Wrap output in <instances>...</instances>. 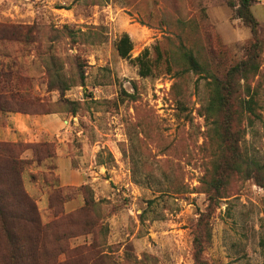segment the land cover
Returning a JSON list of instances; mask_svg holds the SVG:
<instances>
[{"label": "rangeland", "instance_id": "1", "mask_svg": "<svg viewBox=\"0 0 264 264\" xmlns=\"http://www.w3.org/2000/svg\"><path fill=\"white\" fill-rule=\"evenodd\" d=\"M251 10L262 65L248 85L262 121L242 145L264 162V0ZM8 27L29 30V41H0V70L20 72L21 94L64 124L48 140L55 156L21 173L25 197L6 172L11 162L0 159V264L12 256L13 264H89L62 252L92 241L109 253L95 264H264V186L234 176L210 203L200 183L209 158L200 116L207 76L225 74L254 43L227 0H0V31ZM124 33L132 58L158 45L170 63L141 78L117 53ZM187 51L204 71H187ZM59 156L86 173L83 189L60 186L57 160L72 163Z\"/></svg>", "mask_w": 264, "mask_h": 264}, {"label": "trees", "instance_id": "2", "mask_svg": "<svg viewBox=\"0 0 264 264\" xmlns=\"http://www.w3.org/2000/svg\"><path fill=\"white\" fill-rule=\"evenodd\" d=\"M229 7L233 10L236 18L251 29L254 39L253 45L247 51V57L233 64L222 76L209 74L207 76V101L200 110V116L206 123L205 141L208 146V163L200 180L205 194L210 203H214L224 198V193L229 186L230 179L234 176L244 180H254L258 185L264 186V162L251 160L243 149L247 128L254 126L257 121H262V116L258 112L259 102L252 93L248 82L251 77L259 76L261 71L260 54L261 48L259 41L258 21L252 12L254 0H227ZM22 28L8 27L7 31H0V41L8 40L18 43L28 42V31L26 34L21 32ZM31 29V28H28ZM116 50L122 59L131 60L137 66L138 74L141 78L152 77L159 68L161 62L170 63L166 54L155 45L152 49H146L136 58H132L133 42L128 33H124L116 42ZM155 53V58L153 57ZM183 61L187 65V71L201 73L203 67L192 52L183 53ZM168 59V61H167ZM20 72L2 67L0 70V112H21L32 115L59 114L57 112L40 111L43 102L40 99L27 98L22 95V78ZM242 82L245 84L246 93L244 97L239 94L242 88ZM50 90L54 86L50 83ZM70 86H59L57 89L61 93L67 91ZM125 97L134 98V95L125 94ZM29 106V107H28ZM188 117L187 115L185 116ZM24 144V146L22 145ZM50 142L41 143H2L0 142V159H7L11 162L10 170L6 172L13 174L16 182L15 191H22L21 173L26 166L32 163H41L51 159L55 153L51 151ZM22 148V151L16 152L15 148ZM14 148V149H13ZM31 153V158H25V153ZM28 157V155H27ZM85 185L79 188L83 189ZM69 188V187H66ZM3 198L0 197V201ZM1 210V208H0ZM2 211V210H1ZM3 214V211L2 213ZM6 220V215L1 217ZM3 229L13 235V228L8 224H1ZM11 251L16 246L12 238ZM21 250L24 248L19 246ZM13 253V252H12ZM63 254L68 259H80L89 264L102 262L109 253L103 250L95 241L85 242L77 247L66 248ZM12 260V261H11ZM11 264L17 262L16 256L11 257ZM53 261V262H52ZM67 262V261H66ZM38 264H59L57 260H44Z\"/></svg>", "mask_w": 264, "mask_h": 264}, {"label": "crops", "instance_id": "3", "mask_svg": "<svg viewBox=\"0 0 264 264\" xmlns=\"http://www.w3.org/2000/svg\"><path fill=\"white\" fill-rule=\"evenodd\" d=\"M63 124L60 114L32 115L21 112H0V142L32 144L54 138L59 139ZM58 158L62 161L66 159L71 161L64 156ZM67 167L69 166L61 165L57 160L56 169L61 187H79L86 182L84 171L81 172V169L76 168L73 163L69 170H65Z\"/></svg>", "mask_w": 264, "mask_h": 264}]
</instances>
